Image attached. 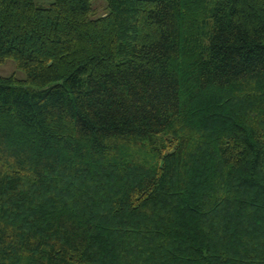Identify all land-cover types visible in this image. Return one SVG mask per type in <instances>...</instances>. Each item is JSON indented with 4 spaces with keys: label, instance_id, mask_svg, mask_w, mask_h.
I'll use <instances>...</instances> for the list:
<instances>
[{
    "label": "trees",
    "instance_id": "1",
    "mask_svg": "<svg viewBox=\"0 0 264 264\" xmlns=\"http://www.w3.org/2000/svg\"><path fill=\"white\" fill-rule=\"evenodd\" d=\"M0 0V264H264V0Z\"/></svg>",
    "mask_w": 264,
    "mask_h": 264
},
{
    "label": "rangeland",
    "instance_id": "2",
    "mask_svg": "<svg viewBox=\"0 0 264 264\" xmlns=\"http://www.w3.org/2000/svg\"><path fill=\"white\" fill-rule=\"evenodd\" d=\"M36 4L39 6L48 7L53 0H35ZM95 5L101 9L105 5V0H95ZM0 75L1 76H10L16 75L18 78H25V74L22 71H19L14 60H7L4 64H0Z\"/></svg>",
    "mask_w": 264,
    "mask_h": 264
}]
</instances>
